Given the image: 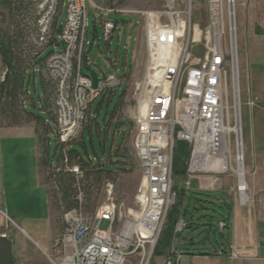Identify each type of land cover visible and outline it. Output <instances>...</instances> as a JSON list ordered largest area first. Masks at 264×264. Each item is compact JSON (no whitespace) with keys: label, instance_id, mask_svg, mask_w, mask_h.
I'll list each match as a JSON object with an SVG mask.
<instances>
[{"label":"built area","instance_id":"built-area-1","mask_svg":"<svg viewBox=\"0 0 264 264\" xmlns=\"http://www.w3.org/2000/svg\"><path fill=\"white\" fill-rule=\"evenodd\" d=\"M62 1L34 0L38 35L33 41L34 55H44L40 74L54 87L53 134L62 152L81 134L94 101L119 90L123 82L112 73L98 79L93 87L81 73L88 8L98 12L106 41L115 24L103 20L104 16L138 15L142 20L144 71L135 84L130 113L141 177L134 196L136 211L121 213V206L112 198L113 186L107 183L105 202L94 213L84 214L80 209L64 212L62 232L53 240L51 252L42 251L47 264H151L168 214L176 203L172 164L177 142L189 146L183 189L190 188L193 174L232 177L235 190L230 194L234 204L254 202L247 195L244 179L235 0H205L203 21L193 19L197 0H163L162 9L153 12L110 6L104 9L92 0ZM60 6L65 14L57 29ZM3 76L4 72L1 81ZM257 102L259 99L254 98L246 106L253 109ZM68 172L79 174L76 166ZM103 222L108 224L106 230L99 228ZM185 228L182 219L175 221L171 245ZM217 228L223 231L226 224L219 221ZM244 256L231 247L230 259ZM182 258L183 254L170 246L164 264H179Z\"/></svg>","mask_w":264,"mask_h":264},{"label":"rangeland","instance_id":"rangeland-1","mask_svg":"<svg viewBox=\"0 0 264 264\" xmlns=\"http://www.w3.org/2000/svg\"><path fill=\"white\" fill-rule=\"evenodd\" d=\"M118 1L115 0L113 4L117 5ZM92 2L104 9L108 7V0H92ZM253 2L257 7L256 4L259 0H253ZM62 3L63 1L60 0V4ZM204 4L205 0L196 1L193 18L195 21L205 19ZM251 5L252 2L248 3V0H235L236 63L241 101V137L245 181H256L258 183L264 159V148L260 149L261 144L264 147V119L262 117L264 111V38L257 35L256 30L264 29L263 23L258 22L261 16L259 11L264 10V2L258 5L259 11H257V8L255 11L251 10ZM162 6L163 0H124L118 8L153 12L160 11ZM60 10H62V13L58 19L57 29L63 23L65 14V9H61V6ZM4 18V12L0 6V29L6 27ZM102 19L117 23V29L110 41L113 53H109L108 43H106L103 35L98 12H92L88 8L87 38L89 43H93V47L88 53L89 63L92 64V68L89 70L98 72L100 69L105 75L114 72L116 77L120 79L122 78L123 69L127 72L131 67L132 54L138 45L139 35L142 32V20L138 15L128 14H108ZM261 32L263 34L262 30ZM252 33L255 35L254 38ZM126 48L127 54L125 52ZM88 49L89 47L86 51ZM117 50V71H115L109 68L108 60H115ZM143 71L144 64L138 58L137 65L129 77H123L119 90L107 92L106 95L94 101L86 113L81 134L73 143L68 145V148L78 153L83 160L91 162L92 165L102 166L106 171L111 172L105 181L112 184V198L117 206H121V213H125L127 210H137L134 196L141 176L133 148L135 128L130 113L134 102V87L142 78ZM2 73H0V78ZM81 73L83 75L87 74L84 61ZM26 90V110L40 115L44 120L49 119L47 113L54 120L53 98H50L47 104L46 113L40 111L42 100L40 67L35 68L34 75L29 78ZM227 94L228 103L231 107L232 92L229 65H227ZM254 98H258L259 102L256 103L253 109H250L246 104ZM230 114V125H232L231 110ZM53 122L48 126L50 131L48 135V155L54 167L51 169L50 177L44 175V178H46L44 179L40 175L41 181L45 182L47 188V205L46 193L35 188L37 185L35 179V149L31 150L32 145L35 147V144L34 134L30 129V127H34V123H28L21 127H4L0 121V180L4 177L10 186H12V183H17L15 189L6 188V192L0 196V208L9 219H5L4 216L0 215V234L6 235L11 240L16 264H47L42 250L50 253L51 247L49 246L62 232L64 207L60 205L59 211L61 214H55L52 208L54 197L52 199L51 195L59 194L57 196L61 197V194L58 193L60 191L57 182L70 166H68L69 157L67 152L64 153V151L62 152L57 148L58 146L56 147L57 144L52 133ZM40 131L39 135H41ZM231 146L233 154V137H231ZM186 152H189L187 144L181 142L175 144L174 155L179 156ZM74 166H77V164L73 161L71 167ZM74 177L75 183L71 190L81 204L79 209L82 213L86 214L84 208L96 209L105 202V181L95 183L91 179L85 180L84 173L80 171ZM234 182L232 177L193 174L189 181L190 188L183 189V175L173 177L176 203L173 210L169 212V217L170 219L175 217L178 220L182 219L186 223V227L189 226L177 237V239L180 238L186 243L185 250L192 248L213 252L224 243L225 234L219 231L217 225L229 214L232 200L227 193L235 188V186L232 187ZM1 192L0 189V194ZM86 199H89L88 202H86ZM2 200L4 204H2ZM23 221H29L33 229L36 230V234L43 238L44 242L43 240L42 242L37 241L40 248L36 247L20 231L21 228L35 240L38 239L37 236H34L33 229L23 225ZM29 222L27 225H30ZM168 226L167 218L159 242L164 235L169 236L170 233L167 234ZM99 228L100 230H106L108 224L103 222ZM55 232L57 236L54 238ZM176 241V239H173V247H176L174 245ZM191 241L193 246H191ZM45 244H47V247ZM177 253L179 254V252ZM19 257H22V259ZM155 258L156 255L152 257V261Z\"/></svg>","mask_w":264,"mask_h":264},{"label":"trees","instance_id":"trees-1","mask_svg":"<svg viewBox=\"0 0 264 264\" xmlns=\"http://www.w3.org/2000/svg\"><path fill=\"white\" fill-rule=\"evenodd\" d=\"M114 2L115 0H108V6H121L124 0H119L117 5H114ZM0 6L4 12L6 24L4 29H0V73L4 72L3 80H0V121L4 127H21L28 123H34L39 149H41L38 160L39 175L43 178L44 175L50 177L51 169L54 166H52L48 155V135L50 134L48 126L53 121L55 122V119L53 120L45 111L50 98H53V85L46 82L41 76L42 100L40 111L46 113L49 118L48 120H44L38 114L28 112L25 108L26 87L29 78L33 76L32 70L37 66L41 70L44 59L42 55H34L33 41L38 35L34 0H1ZM257 33L260 34V31L258 30ZM39 131L41 135H39ZM57 148L60 150L59 146ZM65 152H67L69 157L68 166L71 167L74 161L77 164L78 170L84 173L85 180L91 179L95 183H100L105 181L109 174H111V172L106 171L102 166L92 165L91 162L83 160L78 153L68 148V145L64 147ZM188 155L189 152L179 156L174 155L172 164L173 177L184 175ZM74 183L75 177L72 173L67 171L64 175H61V179L57 182L60 191L58 193L61 194V197L57 196L59 194L51 195L52 199L54 197V206L52 208L55 214H61L59 211L60 205L64 207L63 212L80 208L81 204L71 190ZM88 200L86 199V202ZM84 209L86 214H92L96 210L90 207ZM167 218L169 223L168 234L171 233L177 217L170 219L168 214ZM167 237L165 235L161 237L162 239H160V242L158 241L159 244L157 243L153 255L157 254L160 245L166 246L165 241Z\"/></svg>","mask_w":264,"mask_h":264},{"label":"crops","instance_id":"crops-1","mask_svg":"<svg viewBox=\"0 0 264 264\" xmlns=\"http://www.w3.org/2000/svg\"><path fill=\"white\" fill-rule=\"evenodd\" d=\"M252 2L251 5V10L255 11L257 8L258 10V5L264 0H259L257 2V7L255 6V3L253 0H248L249 2ZM250 6V5H249ZM264 8V6H263ZM261 13V16L258 20V22L263 23L264 25V10L259 11ZM253 17V14H252ZM251 17V19H252ZM108 21V20H107ZM115 24V29L109 36V39L106 41L109 53L112 54V48H111V40L113 39V34L115 30L117 29V23ZM261 26V24H260ZM256 30L257 35H261L262 38H264V29H260L263 31V34H258ZM252 36L254 38V33H252ZM87 47H89L88 51ZM93 43H89V40L87 38V33H86V38H85V44L83 48V59H82V64L83 61L85 62L86 66V71H88L90 68H92V64L89 63L88 60V53L92 49ZM126 54H127V48H126ZM117 55H118V50L115 55V60H108L109 68L112 70L114 69L117 71ZM138 58L140 59L141 62L144 64L145 60V46H144V39H143V34L139 35V42L137 47L134 49L133 54H132V61H131V67L130 69L126 72L125 69H123V77H129L130 73L134 70L135 66L137 65ZM82 64H81V72H82ZM96 72V71H95ZM99 72V74H98ZM96 74L98 75V79H101L103 76H105V73L102 70H98ZM110 72V71H109ZM114 73V72H112ZM109 74V73H107ZM106 74V75H107ZM115 74V73H114ZM86 76V75H84ZM116 76V74H115ZM113 95V94H112ZM262 117H263V112H262ZM30 127V126H26ZM1 128V127H0ZM30 129L33 131V137H34V145H32V149H35V179L37 185L35 186L36 189L41 190L46 193V199H47V205H48V194H47V188L45 184L41 181L40 175H39V169H38V160L40 156V149L38 145V136L35 133L34 127H30ZM263 145L261 144V150L263 149ZM245 175V172H244ZM245 179V178H244ZM246 187H247V195L251 198L254 199V202L248 203L247 205L244 206H239L237 204H234L232 195L230 192L234 191L235 188H232V191H228L227 194L230 195L231 198V206L229 208V214L226 218H224L222 221L226 224V228L223 231L225 234V241L224 243L215 249L213 252L205 250V249H188L185 250V242L178 238L176 239V247H173L171 245V233L166 239L165 243L166 246H161L156 255L155 260L152 261L151 264H163L165 260V253L169 249L170 246H172L177 252L183 254L182 260L179 262V264H264V159H263V165H262V170H261V175L260 179L258 180V183L256 181H251V182H246ZM235 186V182L233 183L232 187ZM17 187V183H12V186H10L8 181H5V178L2 177L0 180V189L2 190L1 195H3L6 192V188L8 189H15ZM1 202V200H0ZM2 204H4V201L2 200ZM0 215L4 216L5 219H8L7 216L4 215V212L0 208ZM20 219V218H19ZM178 219V218H177ZM9 220V219H8ZM11 221V220H10ZM51 221V219H50ZM29 221H23V225L27 226L28 228L33 229L31 223L30 225H27ZM22 223V222H21ZM52 225V224H51ZM186 227L185 229H188ZM20 231L25 234L28 239L33 242V244L40 248L39 242H42L43 238H40L38 234H36V230L33 229V234L34 236H37V240L35 238L31 237L29 234H27L26 231L20 228ZM32 233V231H31ZM55 236H57L56 232L54 233ZM53 234V235H54ZM39 236V237H38ZM53 238V239H54ZM39 241V242H37ZM44 242V240H43ZM47 247V244H45ZM191 246H193V243L191 241ZM190 246V247H191ZM51 247V245L49 246ZM231 247H234V249L240 253H244L245 256L238 258V259H230L229 258V253ZM44 251V250H42ZM15 262H16V257ZM22 259V257H19ZM24 261V260H23ZM16 264V263H15Z\"/></svg>","mask_w":264,"mask_h":264},{"label":"water","instance_id":"water-1","mask_svg":"<svg viewBox=\"0 0 264 264\" xmlns=\"http://www.w3.org/2000/svg\"><path fill=\"white\" fill-rule=\"evenodd\" d=\"M86 76L91 80L92 86L95 87L98 81L96 72L88 70ZM0 264H14L12 242L4 234H0Z\"/></svg>","mask_w":264,"mask_h":264},{"label":"flooded vegetation","instance_id":"flooded-vegetation-1","mask_svg":"<svg viewBox=\"0 0 264 264\" xmlns=\"http://www.w3.org/2000/svg\"><path fill=\"white\" fill-rule=\"evenodd\" d=\"M16 262H15V258H14V264H15Z\"/></svg>","mask_w":264,"mask_h":264}]
</instances>
